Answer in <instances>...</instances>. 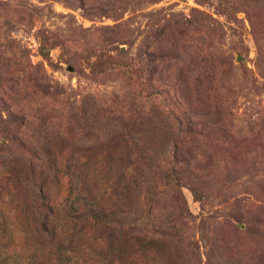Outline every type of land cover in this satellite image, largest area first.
Instances as JSON below:
<instances>
[{"label":"rangeland","instance_id":"1","mask_svg":"<svg viewBox=\"0 0 264 264\" xmlns=\"http://www.w3.org/2000/svg\"><path fill=\"white\" fill-rule=\"evenodd\" d=\"M86 253L264 264V0H0V264Z\"/></svg>","mask_w":264,"mask_h":264},{"label":"trees","instance_id":"2","mask_svg":"<svg viewBox=\"0 0 264 264\" xmlns=\"http://www.w3.org/2000/svg\"><path fill=\"white\" fill-rule=\"evenodd\" d=\"M123 142H125V140H123ZM93 176L96 175V173L92 174ZM70 209V220L67 219V222L70 225V228L68 229L69 231V236L72 237V239L74 238H80L83 236L86 228L89 226V223H91L93 226V230H92V234H91V241L94 244V246H97L99 248V250L102 252L101 254H103V246L106 248L108 246L109 243H107L108 239H111V237L113 236L114 232L110 231L109 229H107L106 227L100 225L97 221L100 219V217H102L103 215V209H100L99 207H97L96 204V200L92 199L90 200V203H88L87 206H71L69 207ZM44 228V226L42 225V229ZM163 235L161 234L160 237H162ZM114 243V242H111ZM146 246L144 251H147L148 249H152L154 247V238L153 239H149V241L145 242ZM134 245H136V242L134 243ZM140 245L139 242H137V246ZM122 246V245H121ZM121 246H119V248H122ZM121 250V249H120ZM120 250L118 252H120ZM117 249L116 250H107V252L109 253L110 257L112 256H116L117 258L115 259V262L119 261V256L116 255ZM106 252V251H105ZM138 254H142L140 252V250H136L134 251V257H136ZM149 256V254H147ZM85 256H88V253L86 254H81L79 256H76V264H104V258L101 257V255L98 254H94L93 258L90 260L86 259ZM104 256H106L104 254ZM107 257V256H106ZM108 258V264H110L112 261L109 257ZM148 258V257H147ZM81 259H85V262H80ZM110 260V263H109ZM153 260V259H152ZM137 262V261H136ZM136 262H134V264H137ZM154 264H157V262L153 261ZM140 264V263H139ZM141 264H153L150 263L148 260H146V262H142Z\"/></svg>","mask_w":264,"mask_h":264}]
</instances>
